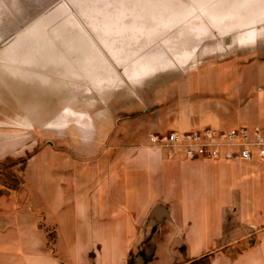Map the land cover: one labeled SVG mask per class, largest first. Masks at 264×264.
Listing matches in <instances>:
<instances>
[{"label":"rangeland","instance_id":"374dc122","mask_svg":"<svg viewBox=\"0 0 264 264\" xmlns=\"http://www.w3.org/2000/svg\"><path fill=\"white\" fill-rule=\"evenodd\" d=\"M261 22L264 0H0V236L56 264H98L110 238L149 246L153 210L124 206L140 183L124 174L130 156L177 131L164 122L184 109L200 124L229 108L224 129L243 125L239 99L183 85L246 62L237 53L264 47ZM114 47L127 56L117 68L101 50Z\"/></svg>","mask_w":264,"mask_h":264},{"label":"crops","instance_id":"0c3cea01","mask_svg":"<svg viewBox=\"0 0 264 264\" xmlns=\"http://www.w3.org/2000/svg\"><path fill=\"white\" fill-rule=\"evenodd\" d=\"M242 30L246 29H239ZM218 48L222 47L215 50ZM198 49L192 47L187 51L188 60L194 59ZM101 50L109 65L116 68L121 60H127V56L118 55L119 48L110 49L111 56ZM241 54L237 53L238 59L246 62L240 65L237 61L235 68L225 69L227 73H235L229 81L224 71L216 83L201 75H190L183 86L188 89L189 85L194 95L200 91L208 97H236L241 106L236 119L244 127L264 131V47H252V51ZM168 63L177 64L174 59L173 63L165 62ZM227 112L224 120L212 119L199 124L184 109L176 113L173 121L165 119L164 125L177 129L176 132H195L211 128L206 126L212 124L214 129L223 131L226 130L223 123L231 120L233 114L229 108ZM232 168L237 169L235 173L231 172ZM124 174L127 179L140 182L139 186L124 192L127 197L124 206L147 215L153 210V217L157 209L165 213L152 220L157 222L159 230L149 239V246L144 248L143 236L120 241L124 245L118 248L110 238L98 255V264H133L132 260L134 264H199L207 259L210 264H264V160H191L148 142L136 155L130 156ZM117 222L134 228L120 220ZM18 238L16 241L0 236V264H56L52 258L35 251L27 261L19 257L22 237ZM244 243L251 246L237 256L230 254L231 248Z\"/></svg>","mask_w":264,"mask_h":264},{"label":"built area","instance_id":"2783aa9c","mask_svg":"<svg viewBox=\"0 0 264 264\" xmlns=\"http://www.w3.org/2000/svg\"><path fill=\"white\" fill-rule=\"evenodd\" d=\"M150 144L191 160H264V131L244 126L228 131L211 128L195 132L174 131L165 137H152Z\"/></svg>","mask_w":264,"mask_h":264},{"label":"water","instance_id":"95a60500","mask_svg":"<svg viewBox=\"0 0 264 264\" xmlns=\"http://www.w3.org/2000/svg\"><path fill=\"white\" fill-rule=\"evenodd\" d=\"M165 212L163 211V210H161V209H157L156 210V213H155V216L159 219L160 218V216L162 215V214H164Z\"/></svg>","mask_w":264,"mask_h":264},{"label":"bare ground","instance_id":"6f19581e","mask_svg":"<svg viewBox=\"0 0 264 264\" xmlns=\"http://www.w3.org/2000/svg\"><path fill=\"white\" fill-rule=\"evenodd\" d=\"M251 20H252V19H251ZM259 24L261 25V24H264V23L261 22V23H259ZM259 24H256V25H259ZM253 26H255V25H253ZM248 27H252V26H248ZM54 90H56V89H54ZM56 91H57V90H56ZM49 93H50V92H49ZM50 95H51V94H50ZM9 130H10V129H9ZM152 146H153V145H152ZM153 147H154V146H153ZM1 148H2V147H1ZM1 151H2V150H1Z\"/></svg>","mask_w":264,"mask_h":264}]
</instances>
